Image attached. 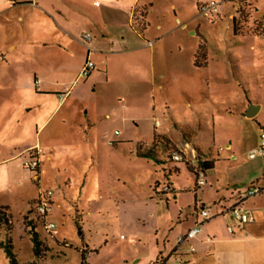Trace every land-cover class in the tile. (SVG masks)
Instances as JSON below:
<instances>
[{"label":"rangeland","instance_id":"374dc122","mask_svg":"<svg viewBox=\"0 0 264 264\" xmlns=\"http://www.w3.org/2000/svg\"><path fill=\"white\" fill-rule=\"evenodd\" d=\"M42 1L0 0V137L3 133L7 138L9 134L3 131L11 133L17 124L26 132L24 137L13 132L11 139L14 152L24 156L18 163L13 161L0 166V205L12 206L0 208V264L9 259L6 250L9 243L18 264L32 261L35 256L30 245L34 234L45 247L41 249V256L48 252L47 243L56 248L57 238H66L75 245L81 238L78 219L88 239L94 242L103 239L108 231L118 227L115 216L122 197L144 198V191L149 192L148 179L152 176L153 166L161 169V162L181 167L180 176L172 175L169 183L193 189L196 178L184 166L186 164L194 171L193 166L200 165L202 157L198 145L206 158L214 160L213 170L206 173L209 181H218L221 188L230 183L231 190L247 188L258 169V164L249 159L250 147L259 136L258 123L231 117L230 114L238 115L243 110V91L210 78L214 70L224 69L223 63L215 65L214 61L219 58L229 62L231 56L237 60L236 66L255 80L249 85L252 88L250 98L264 104V78L261 81L255 79L257 75H264V0H140L137 18L141 16L142 19L144 3L153 1L155 5V13L145 19L150 33L147 42L156 43V74L165 75V80L159 78L154 85L140 84L137 71L124 70L125 66H134L132 58L125 61L119 54L111 55L105 60L106 67L99 70L103 75L93 72L91 77H84L72 88L70 100L59 107V98L58 101H47L46 97L36 95L35 80L44 82V87L63 91L76 79L86 60L82 54L85 48L75 45L63 57L52 42L49 46L44 45L57 30L56 25L40 12ZM53 1L56 5L60 2L50 0L47 6L51 7ZM100 1L104 5V0ZM132 2L134 0H120L119 4ZM207 2H215L218 12L202 14L200 6ZM174 5L179 8V18L194 16L195 22L188 24L189 29L163 38V33L179 26L174 10H171ZM84 10L98 13L95 7ZM79 20L82 22L83 18H77ZM104 21L112 32L131 33L123 14L108 15ZM73 23L72 28L76 31L82 29ZM135 24H138L137 20ZM191 26H197L198 38L190 36ZM156 37L159 42L154 40ZM198 39L196 64L207 65L210 50L213 57L211 71L190 66L189 48L194 47ZM10 45H15V51L9 49ZM93 63L98 65L95 59ZM238 78L244 86L243 79ZM76 90L83 92L76 95ZM192 103L198 105L204 117L199 130L196 125L200 119L193 113L195 108L189 106ZM107 114L111 119L106 118ZM88 119L95 126H89ZM260 121L264 123V111ZM213 134H216L218 144H213ZM110 139L113 140L110 142ZM229 141L233 145L231 152L224 148ZM139 144L141 153L151 152L157 159L139 158ZM37 145L42 154L38 179H35L24 164ZM174 152L184 156L182 163L171 160ZM26 156L28 159L21 164ZM260 160L264 172V159ZM209 187H203L199 197L205 195V207L213 218L215 209L211 199L214 192ZM7 189L8 192L3 193ZM42 191L54 193L51 218L48 217L58 226L59 234L54 238L45 232L35 209L33 220L37 224V233L28 220L31 215L26 209L35 205ZM179 197V202H171L174 210L184 202L191 207L195 203L193 190ZM90 209L92 213H88ZM217 219L224 220L222 217ZM59 254L64 264L80 261L74 249L61 250ZM250 262L264 264V249L258 254L254 251Z\"/></svg>","mask_w":264,"mask_h":264},{"label":"crops","instance_id":"0c3cea01","mask_svg":"<svg viewBox=\"0 0 264 264\" xmlns=\"http://www.w3.org/2000/svg\"><path fill=\"white\" fill-rule=\"evenodd\" d=\"M25 1L31 2L33 0ZM59 1L58 5H56V2L54 1L51 2V7L47 6V4H50V0L42 1L43 7H41L40 12L47 16L56 25L57 30L56 35H50V38L44 43V45L49 46L52 42L63 57L70 53L71 48H74L75 45H80L85 48L84 51L82 50V54L86 57V60L82 64L78 75L75 76L76 79L71 81L70 85H68L63 91H58L53 87H44V82L36 78L35 86L37 96L46 97L47 101H55L56 99L58 101L59 98L57 107L63 103L66 104L73 95L71 94L72 88L76 84H79L84 78L82 77V71L88 62V58L92 62L93 59H95L97 62L96 64H98L95 65V69L90 71L87 76L91 77L93 72L94 75H103V72L99 70L102 67H106V58L115 54L124 57L125 61H127L129 57L132 58L134 66H125L124 70L126 72L130 70L137 71L139 73L140 84L144 83L147 85L148 83H152V85H154L159 78L160 81L165 80V75L156 74L154 59L156 43L152 40L147 42V40H149L147 39L148 35L150 34L147 29L149 27L148 23L146 21L144 25L142 24L141 16L140 18H137V10L139 8L140 0H134V2L123 6L119 4L120 0H116V2L114 0H102L104 5L101 4L100 0ZM37 2L39 3V0H37ZM116 3H118V5ZM199 4L200 3H198V5ZM90 7L98 8V13L92 14L84 10ZM143 8L141 14L142 17L144 16V19L155 13V5L153 1H147L144 3ZM78 10L79 13L76 12ZM171 10H174L175 20L179 26H175L166 33H163V38L172 37L177 32L185 31L189 29L188 24L193 25L195 22L193 20L194 16L188 19L179 18L177 14L179 8L176 5L171 7ZM119 13L126 17L127 25L131 28V33L118 32V30L112 32L108 28L109 25L104 21L105 17L114 14L118 15ZM78 16L83 18V20H81L82 22H80V20L77 21V18H79ZM20 19L22 20V18ZM166 19V17L163 18L161 30L164 27L163 23L164 21L166 22ZM135 20L138 21L137 25L135 24ZM72 21H74V23ZM72 23H77L78 26L80 25L79 28L82 29L76 31V29L72 28ZM184 25L187 27L184 28ZM197 29V26H195V28L194 26H191L189 30L191 37H199ZM84 34L91 35V40L89 42H83L82 36ZM154 40L159 42L160 39L156 37ZM199 47L200 39H198V43H196L194 47L189 48V52H191L190 66L195 69L202 68L211 71L213 66H211L210 61H213L211 60L213 57L211 56L210 50L208 51L209 60L207 65L198 66L196 64L195 56ZM9 49L15 51L16 47L15 45H10ZM232 60L234 62H232ZM214 63L215 65L223 63L224 69L221 71L214 70L212 73L213 77L211 76L210 79H213L222 85L237 86L243 91L245 98L243 110L238 115L230 114V116H237L238 119L256 121L258 123L260 131L259 136L257 141L252 147H250V154L253 150L259 148L260 137L264 131V123L263 121H260L261 114L264 111V104L252 100L249 95L252 90L249 85L251 84V81L255 80L247 77V75L236 66L237 60L233 59L231 56L229 62L218 58ZM96 69H98L97 72H95ZM241 72H243V74ZM238 76L243 79L244 86L241 85V80L238 81ZM263 78L264 75L255 76L256 80ZM262 81L264 83V80ZM159 88L162 89L163 85L160 84ZM84 89L85 88H83V91ZM83 91L76 90L75 94L81 95ZM189 106L195 108V112L193 113L200 119L199 123L196 125V130H199L202 128L203 114L200 113L198 105L195 106L192 103L189 104ZM250 111H254L253 117H247V114H249ZM106 118L111 119V116L107 114ZM212 121L215 122V117L212 118ZM87 122L89 126H95L91 120L88 119ZM16 127V130L14 131V129H12L11 133L3 131L4 134H9L7 138L5 137L6 135L3 136V133L0 137V166L7 165L13 161H17L18 163L20 161L19 159L24 156V154L22 155L21 153L16 154L13 150V141L11 140L13 139V134L20 135L21 133L23 134V137L26 135V132L23 129H20L18 124ZM189 127L190 126H188V128ZM158 134H160V137H164L162 133L158 132ZM212 138L213 144H218V140L216 143V134H213ZM112 140L113 139H110L109 141L111 142ZM114 143L117 144L118 142L116 141ZM91 144H93V141ZM113 144L111 146H113ZM198 148L200 157H202L199 164H202L201 166H203V163H208L211 166V169L207 172L213 170L214 160L211 161L206 158L204 151L199 145ZM224 148L228 149L229 152L233 151L232 141L225 143ZM137 150L138 157L140 158V144ZM134 156L135 155L133 154V157ZM261 158L264 159L263 157ZM261 158L257 157L253 160L249 158L252 163H255L256 165L258 164V169L254 171V175L248 181L249 185L247 188L242 191L231 190L230 183H227L226 186L224 185L225 187L223 186L221 188L218 181H209L206 174L207 184L204 187L209 185L210 191L212 193L214 192L213 198L211 199L215 209L214 217L211 219L212 221L210 220L204 224L203 232L199 236L181 246H178L177 238L179 235L185 234L194 226L197 220L196 212L199 209L206 208L205 195L199 197L203 188L197 190L196 175L193 169L191 170L185 163L184 167L196 178L193 189H190L187 185H172L169 183L168 181L172 179V175L176 177L180 176L182 172L181 167L179 165L172 166L173 164L169 163H160L159 161L161 169H157L153 166V172H151L152 176L148 179L149 192L146 193L144 191V198L132 197L130 195L122 197L121 202L118 205V215L115 216L118 226L117 229L108 231L103 239L99 238L94 242L88 239L82 232L83 229L80 226L81 221L78 219L77 228L80 231V241L73 245L67 241L66 238L62 237V240L57 238L55 242L56 248L47 243L48 246L46 247L48 252H45V254H47L44 256H36L34 253V242L31 239L32 243L30 248L32 249L35 258L26 264H64L60 261L59 252L67 249H74L77 254H79L80 261L78 264H160L174 261L179 257L183 258L186 261V264H253L250 262L253 252L256 251V254H258L264 249V172L261 171ZM27 159V156L26 158H23L21 164H24ZM160 172H162V174ZM165 184L171 186L172 192L162 195V188ZM252 188L260 190V193L244 199L240 207L243 210L249 211L253 215L254 221L241 224L235 219H232L231 210L238 206L240 197ZM191 190H193L195 196L194 205L191 207V205L185 204L186 202H184L183 205L179 204L180 208L174 210L171 205L172 200L179 202V196L190 194ZM4 192H8V189L4 190L3 193ZM176 204L178 205V203ZM2 207L12 208L10 204H1L0 208ZM26 212H33V215H31V218L28 220L31 223V228L34 227L36 230L37 224H35L33 220V216L35 215L34 205H32L31 208L28 207ZM88 213H92V210H88ZM2 215L6 216L5 214ZM218 217H222L225 221L221 219L216 220ZM230 228L232 229V232L230 231ZM35 233H37V230ZM208 239L210 240L209 242L207 241ZM64 242H69V244ZM190 246L194 247V253L189 251ZM42 248L45 247L43 246ZM4 262L5 264H11L8 258Z\"/></svg>","mask_w":264,"mask_h":264},{"label":"built area","instance_id":"2783aa9c","mask_svg":"<svg viewBox=\"0 0 264 264\" xmlns=\"http://www.w3.org/2000/svg\"><path fill=\"white\" fill-rule=\"evenodd\" d=\"M200 11L204 15L214 14L218 12V5L215 2H207L200 6ZM83 42H89L91 40L90 34H84L83 36ZM95 69V64L88 58V62L86 63L85 67L82 71V77H87L90 73V71ZM41 154L42 150L37 146L35 149L32 150V154H30L29 160L24 164L25 169H27L30 173H32L35 177V179H38L40 166H41ZM257 157H263L264 158V131L261 134L260 137V146L256 150H253L249 154V158L251 160L256 159ZM171 160L173 162H183L184 156L180 153H173L171 155ZM194 167V173L197 178V188H203L207 184L206 179V173L203 170V166H193ZM162 192L164 193H171L172 188L169 184H165V186L162 188ZM260 193V190L256 188H252L248 192H246L243 196L240 197L238 201V206L233 208L231 210L232 213V219H235L239 223H249L253 222V215L246 210H243L240 205L242 201L246 198L252 197L254 195H257ZM53 196L54 193L52 191L47 192H40L37 198V201L35 203V212L36 214L41 218L43 223V228L47 234H49L51 237H55L58 234V226L55 222L48 219L51 211V206L53 205ZM197 220L194 226L188 230L185 234L179 235L177 238V244L178 246H181L185 244L186 242L196 238L203 232L204 224L208 221H210L211 213L208 209L202 208L199 209L196 212ZM230 231L232 232V229L230 228ZM210 241L209 239L207 240ZM189 251L191 253L195 252V249L193 246L189 247ZM160 264H186V261L183 258H177L174 261H169L165 263Z\"/></svg>","mask_w":264,"mask_h":264},{"label":"trees","instance_id":"16d2710c","mask_svg":"<svg viewBox=\"0 0 264 264\" xmlns=\"http://www.w3.org/2000/svg\"><path fill=\"white\" fill-rule=\"evenodd\" d=\"M142 24L145 25V19H144V16L142 17ZM161 140L164 142L165 140L161 138ZM174 153H177V152H174ZM173 154V153H172ZM139 155L141 157H146V158H156V156H154L151 152H148V153H139ZM171 158V156H170ZM182 163V162H181ZM211 169V166L208 164V163H203V170L205 173H207L208 170ZM197 188V187H196ZM197 190H199L197 188ZM165 194H169V193H164L162 192V195H165ZM29 215H33V212H30ZM1 218H0V222H1ZM32 238H33V242H34V253L36 256H40L41 254V249L43 247V244L42 242L39 240L38 236L36 234L32 235ZM6 250H7V254H8V257L10 259V262L11 264H18L17 261H16V257L15 255L12 253L11 251V244L9 243L8 247H6ZM83 264V263H82Z\"/></svg>","mask_w":264,"mask_h":264},{"label":"water","instance_id":"95a60500","mask_svg":"<svg viewBox=\"0 0 264 264\" xmlns=\"http://www.w3.org/2000/svg\"><path fill=\"white\" fill-rule=\"evenodd\" d=\"M254 116V111H250L249 114H247V117H253Z\"/></svg>","mask_w":264,"mask_h":264}]
</instances>
